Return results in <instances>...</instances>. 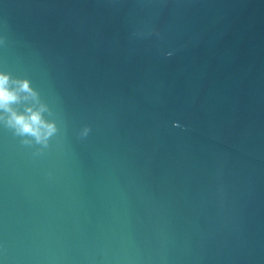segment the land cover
<instances>
[{"label": "water", "instance_id": "1", "mask_svg": "<svg viewBox=\"0 0 264 264\" xmlns=\"http://www.w3.org/2000/svg\"><path fill=\"white\" fill-rule=\"evenodd\" d=\"M0 264H264V0H0Z\"/></svg>", "mask_w": 264, "mask_h": 264}, {"label": "clouds", "instance_id": "2", "mask_svg": "<svg viewBox=\"0 0 264 264\" xmlns=\"http://www.w3.org/2000/svg\"><path fill=\"white\" fill-rule=\"evenodd\" d=\"M8 78L4 74H0V110L7 111L10 116L9 122L16 126V130L18 133H30L35 135L37 139H39L37 128L35 125H43L47 132H51L53 130V126L51 123H45L39 114V111H34L30 108H26L25 111L28 115L25 117L23 113H17L14 109L10 107L11 102L18 101L21 97L19 96V92L26 90V84L23 82H19V88H9L7 87Z\"/></svg>", "mask_w": 264, "mask_h": 264}]
</instances>
